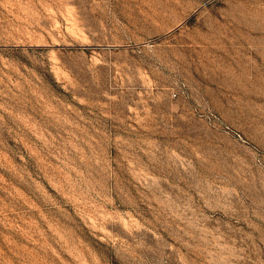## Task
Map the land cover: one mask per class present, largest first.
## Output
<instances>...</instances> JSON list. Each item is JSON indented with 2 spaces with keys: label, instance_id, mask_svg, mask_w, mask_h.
<instances>
[{
  "label": "rangeland",
  "instance_id": "obj_1",
  "mask_svg": "<svg viewBox=\"0 0 264 264\" xmlns=\"http://www.w3.org/2000/svg\"><path fill=\"white\" fill-rule=\"evenodd\" d=\"M0 264H264V0H0Z\"/></svg>",
  "mask_w": 264,
  "mask_h": 264
}]
</instances>
